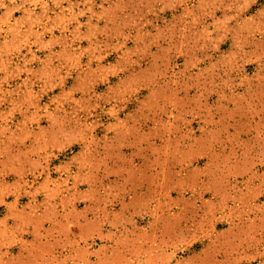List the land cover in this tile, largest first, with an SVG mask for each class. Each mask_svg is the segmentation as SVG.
Masks as SVG:
<instances>
[{
	"label": "rangeland",
	"instance_id": "374dc122",
	"mask_svg": "<svg viewBox=\"0 0 264 264\" xmlns=\"http://www.w3.org/2000/svg\"><path fill=\"white\" fill-rule=\"evenodd\" d=\"M0 264H264V0H0Z\"/></svg>",
	"mask_w": 264,
	"mask_h": 264
}]
</instances>
